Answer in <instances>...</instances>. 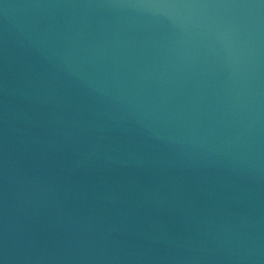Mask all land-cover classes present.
<instances>
[{"label":"water","instance_id":"obj_1","mask_svg":"<svg viewBox=\"0 0 264 264\" xmlns=\"http://www.w3.org/2000/svg\"><path fill=\"white\" fill-rule=\"evenodd\" d=\"M0 264H264V0H0Z\"/></svg>","mask_w":264,"mask_h":264}]
</instances>
